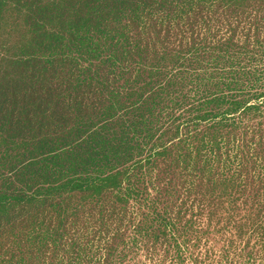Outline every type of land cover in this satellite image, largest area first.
<instances>
[{"label": "rangeland", "instance_id": "obj_1", "mask_svg": "<svg viewBox=\"0 0 264 264\" xmlns=\"http://www.w3.org/2000/svg\"><path fill=\"white\" fill-rule=\"evenodd\" d=\"M31 1L25 13L0 2V143L5 139L14 153L10 143L20 142L16 131L26 118L13 117L23 105L35 135L44 134L52 146H58L59 136L39 127L52 123L44 109L53 99L55 124L62 126L65 106H73L64 59L49 65L45 55L27 54L56 30L80 41L81 12L88 6L94 12L96 5L95 0H87L89 5L85 0ZM197 1L145 0L133 37L152 54L163 47L186 54L184 61L176 58L173 84L184 88L180 99L188 100V107L206 92L213 95L205 105L196 103L201 109L195 121L202 130L192 137L195 129L189 134L181 125L177 153L140 168L113 169L115 183L100 191L72 183L54 195L70 170L63 163L26 172L27 180L43 179L33 190L56 179L47 197L34 205L22 200L25 211L8 206L11 212L0 219V264H264V0ZM107 5L100 2L102 11ZM186 9L191 12L180 19ZM42 63L45 75L40 76L36 64ZM21 135L31 145L35 136ZM14 189L23 188L16 184Z\"/></svg>", "mask_w": 264, "mask_h": 264}, {"label": "trees", "instance_id": "obj_2", "mask_svg": "<svg viewBox=\"0 0 264 264\" xmlns=\"http://www.w3.org/2000/svg\"><path fill=\"white\" fill-rule=\"evenodd\" d=\"M102 1L109 4L107 11H102ZM0 2L14 6L17 13L30 12L32 3L31 0ZM95 2L94 12L90 11V6L81 12L80 41L73 34L69 36L64 29L56 30L49 33L46 42L38 50L27 54L28 58L45 55L44 59L51 60L46 62L49 65L53 64L52 60L57 61L60 57L64 59L68 67V78L65 81L69 82L67 87L72 98L68 103L73 106H65L67 115L62 126L55 124L58 110L54 111L53 99L44 109L45 113L50 114L48 119L52 123H40L39 127L54 129L55 133L51 134L59 136L54 140L58 146L47 142L44 134L41 137L35 135L27 104L14 113L13 121L21 117L26 119L16 131L20 142L10 143L11 150H16V153L10 151L5 139L0 143L1 223L11 212L9 205L14 204V211H25L22 200L34 205L47 197V190L56 179L43 181L33 190L36 181L43 179L34 177L33 180H27L26 172L40 171V168H60L64 164L70 170L62 175V185L54 188V195L72 183L83 191H100L118 177L117 174H110L114 170L140 168L143 163H159V159H169V154L177 153L174 146L178 145L177 139L180 140L183 125L186 126L185 131L191 132L189 134L195 129V133L190 135L192 137L202 130L201 124L195 121V113L201 109L196 103L205 105L206 100L213 95L206 92L200 97L203 99L188 107V100L180 99L184 88H175L173 84L178 69L176 58L184 61L186 59L182 55L186 54L183 50L167 47L152 54L150 50L147 52L144 49L140 38L133 37V34L139 33L140 5L146 3L145 0ZM204 2L197 1L202 4ZM189 12L191 10L186 9L177 16L182 19ZM126 21L130 23L127 24L129 26H126ZM120 22L123 23V30H116ZM35 25L39 26V23ZM57 33L62 38V44ZM53 44H57L55 50H52ZM151 56L154 57L149 59ZM40 59L43 57L40 56ZM36 67L40 76L45 75L44 63L36 64ZM15 98L21 104L17 95ZM37 110L41 111V105L38 109L34 108L33 113ZM187 114L189 118L184 124ZM169 130L170 136L167 135ZM26 131L35 136L29 141L31 145H26V138L21 135ZM166 137L168 140H165ZM40 142L43 143L38 148L30 147ZM167 142L173 145L167 146ZM179 142L183 143L184 140ZM157 146L161 149L155 152ZM25 151L30 156L23 153ZM180 155L178 153V157ZM181 156H186V153ZM58 162L61 164L57 165ZM16 184L23 189H14ZM18 207L21 208L16 209Z\"/></svg>", "mask_w": 264, "mask_h": 264}]
</instances>
